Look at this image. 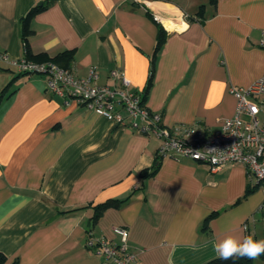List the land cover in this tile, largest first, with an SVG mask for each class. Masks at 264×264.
<instances>
[{
	"label": "crops",
	"instance_id": "crops-1",
	"mask_svg": "<svg viewBox=\"0 0 264 264\" xmlns=\"http://www.w3.org/2000/svg\"><path fill=\"white\" fill-rule=\"evenodd\" d=\"M42 3L29 22V53L50 58L71 50L78 77L95 67L93 83L113 86L110 71L121 70L130 89L141 92L154 58L144 102L162 113L165 125L197 122L217 130L221 118L235 114L230 87L246 88L264 71V0H0V50L10 58H27L20 20ZM160 25L166 38L154 55ZM5 87L3 264H102L85 241L89 233L118 241L114 226L128 230L139 264H205L228 234L264 239L262 191L242 165L212 171L187 158H163L156 173L142 179L156 157L155 137L49 92L42 75L3 64L0 93ZM126 197L90 224L93 205Z\"/></svg>",
	"mask_w": 264,
	"mask_h": 264
},
{
	"label": "built area",
	"instance_id": "built-area-1",
	"mask_svg": "<svg viewBox=\"0 0 264 264\" xmlns=\"http://www.w3.org/2000/svg\"><path fill=\"white\" fill-rule=\"evenodd\" d=\"M159 21V17L155 16ZM259 45L264 49V31ZM9 65L18 73L38 74L45 78V88L64 99H74L88 111L113 121L122 128L153 136L159 140L156 156L160 159L187 158L207 164L210 170L234 164L242 165L262 191L260 211L264 216V71L246 88L230 87L236 98L232 117L220 119L217 130L194 122L165 125L162 113L150 110L143 91H132L130 81L121 70H111L113 86L97 85L95 67L87 76L78 77L72 69L53 62H34L27 58L12 59L0 50V65ZM118 241L88 234L85 246L100 257L102 264H139L137 255L128 247V230L112 228Z\"/></svg>",
	"mask_w": 264,
	"mask_h": 264
},
{
	"label": "trees",
	"instance_id": "trees-1",
	"mask_svg": "<svg viewBox=\"0 0 264 264\" xmlns=\"http://www.w3.org/2000/svg\"><path fill=\"white\" fill-rule=\"evenodd\" d=\"M210 2H214L215 0H209ZM46 5L45 3H42L41 5H34L32 6L29 11L27 12V14L21 18L20 23H21V30H22V37H23V41H24V48L26 49L27 54V58L29 59H33L36 61H41V60H49L50 62H53L63 68H69L71 69V62L73 60V52L71 50H66L63 52H60L56 55H54L53 57H46L43 54L40 55H32L31 53H29L28 49H27V37L32 33V31L30 30L29 27V22L31 17L38 11H40L41 9L45 8ZM166 38V31L165 29L160 25L159 29H158V34H157V39H156V45L154 47V55L156 54L157 51L160 50L164 40ZM154 73V58H152L151 64H150V70H149V75H148V80L146 83V86L144 88L143 93L145 94L144 96H146L147 90L151 84L152 81V76ZM18 74H22V73H18ZM7 89V87L3 88L1 93H0V99L3 97L5 90ZM144 99V97H143ZM160 161L161 159L156 156L154 163L152 164V166L149 169H144L140 172V176L142 179L144 178H148L153 176L159 165H160ZM250 191H252L251 187H248L246 189V194L249 193ZM129 197L126 198H110L107 199L101 203L95 204L92 206V215L90 217V224L93 225L94 222H96V220L100 217V215H102V213L109 209V208H118L120 206H122L123 204H125L128 201ZM211 217V216H210ZM259 259H264V255L258 257ZM6 261V257L5 255L0 252V264H3ZM253 260H249L246 257L240 258V257H233L230 260H223L220 259L219 256L208 260L205 264H252ZM14 264V263H12Z\"/></svg>",
	"mask_w": 264,
	"mask_h": 264
},
{
	"label": "clouds",
	"instance_id": "clouds-1",
	"mask_svg": "<svg viewBox=\"0 0 264 264\" xmlns=\"http://www.w3.org/2000/svg\"><path fill=\"white\" fill-rule=\"evenodd\" d=\"M214 251L223 260H230L233 257H246L249 260H255L264 255V239H255L254 234L237 239L228 234L214 244Z\"/></svg>",
	"mask_w": 264,
	"mask_h": 264
},
{
	"label": "bare ground",
	"instance_id": "bare-ground-1",
	"mask_svg": "<svg viewBox=\"0 0 264 264\" xmlns=\"http://www.w3.org/2000/svg\"><path fill=\"white\" fill-rule=\"evenodd\" d=\"M169 19V18H168ZM170 20V19H169ZM165 24L169 27V28H172L174 27V22L172 21H166Z\"/></svg>",
	"mask_w": 264,
	"mask_h": 264
}]
</instances>
